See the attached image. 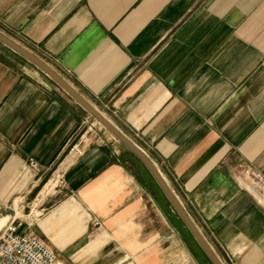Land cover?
<instances>
[{"label":"crops","instance_id":"0c3cea01","mask_svg":"<svg viewBox=\"0 0 264 264\" xmlns=\"http://www.w3.org/2000/svg\"><path fill=\"white\" fill-rule=\"evenodd\" d=\"M0 33L148 156L221 264H264V204L238 181L264 177V0H0ZM86 127L104 145L69 154ZM157 187L0 43V233L19 219L55 264H211Z\"/></svg>","mask_w":264,"mask_h":264},{"label":"water","instance_id":"95a60500","mask_svg":"<svg viewBox=\"0 0 264 264\" xmlns=\"http://www.w3.org/2000/svg\"><path fill=\"white\" fill-rule=\"evenodd\" d=\"M0 43L11 49L22 58L27 60L33 66L43 72L48 78H50L56 85L64 90L69 96H71L94 120H96L107 132H109L116 140L123 144L134 156H136L140 162L147 169L157 186L165 198L170 203L173 212H175L185 228L191 234L195 242L198 244L204 255L207 257L211 264H221L211 247L203 238L199 230L191 221L185 210L179 203L177 197L169 188L168 184L161 176L160 172L156 169L154 164L149 160L148 156L133 142H131L124 134L113 127L100 113L92 108L81 96H79L69 85H67L50 67L34 57L32 54L16 45L10 39L0 33Z\"/></svg>","mask_w":264,"mask_h":264},{"label":"built area","instance_id":"2783aa9c","mask_svg":"<svg viewBox=\"0 0 264 264\" xmlns=\"http://www.w3.org/2000/svg\"><path fill=\"white\" fill-rule=\"evenodd\" d=\"M80 139L69 146V154L74 152L81 155ZM29 168L37 171L38 165L30 160ZM238 181L242 186L264 204V177L251 171L249 168L242 170ZM98 227L99 222L92 223ZM23 222L13 220L8 223L0 233V264H55L57 255L42 241L29 234H22L19 230Z\"/></svg>","mask_w":264,"mask_h":264},{"label":"rangeland","instance_id":"374dc122","mask_svg":"<svg viewBox=\"0 0 264 264\" xmlns=\"http://www.w3.org/2000/svg\"><path fill=\"white\" fill-rule=\"evenodd\" d=\"M88 129H89L88 127H86L85 129H82L80 134H79V136L73 142H77L79 139L84 142V140H82V139H84V137H87L86 139L88 140L87 142L89 144L92 145L94 143V144H98L100 146H103L104 142L102 140H100L99 137L93 135L91 131L87 132ZM81 145H83V144H81ZM81 145H80V147H81ZM157 191H160V189L158 187H157ZM152 209L154 211V214L159 215V210L160 209L159 210L157 208L156 209L152 208ZM157 224H159V223H157Z\"/></svg>","mask_w":264,"mask_h":264}]
</instances>
